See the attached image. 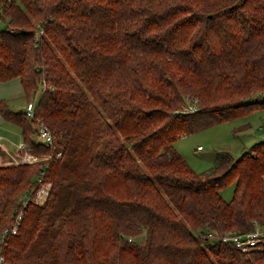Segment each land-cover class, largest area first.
<instances>
[{"label":"trees","instance_id":"16d2710c","mask_svg":"<svg viewBox=\"0 0 264 264\" xmlns=\"http://www.w3.org/2000/svg\"><path fill=\"white\" fill-rule=\"evenodd\" d=\"M0 20V82L39 94L33 118L0 115L62 153L0 166V232L22 211L6 264H264V242L219 239L264 228V140L198 173L173 146L264 108V0H0Z\"/></svg>","mask_w":264,"mask_h":264},{"label":"rangeland","instance_id":"374dc122","mask_svg":"<svg viewBox=\"0 0 264 264\" xmlns=\"http://www.w3.org/2000/svg\"><path fill=\"white\" fill-rule=\"evenodd\" d=\"M38 96L37 93L26 99L19 78L0 82V100L13 111L23 110L28 101H37ZM188 101L192 100L188 99ZM1 118L5 119L0 115V122ZM8 123L9 126L16 127L10 122ZM246 123H248L247 127ZM260 140H264V108H255L240 118L211 125V127L198 130L193 134L182 135L175 140L173 146L190 167L198 173L214 166L218 154L228 152L237 158L243 151L249 150L253 144ZM233 192V185L228 184L221 190V195L228 201ZM143 236L144 234H140L136 242L141 244L145 238Z\"/></svg>","mask_w":264,"mask_h":264},{"label":"built area","instance_id":"2783aa9c","mask_svg":"<svg viewBox=\"0 0 264 264\" xmlns=\"http://www.w3.org/2000/svg\"><path fill=\"white\" fill-rule=\"evenodd\" d=\"M9 1V0H8ZM0 26H1V20H0ZM39 34H43L39 31ZM52 89V86L50 85L47 87V89ZM45 87L41 89L44 90ZM186 104L182 107L181 112H196L198 106L196 103V100L188 101L186 100ZM25 115L28 118H33L35 114V101H28L23 109ZM32 139L34 142L49 146L53 142V136L51 135L50 129L44 124L39 123L36 132L32 135ZM200 148V147H198ZM61 152H50L49 155L45 157H37L36 155H32L30 152L25 151V153L20 157L19 163H33L37 160H43V161H50V159L55 156L59 157L61 156ZM44 174L43 171H40V175L37 177V181L42 182V175ZM50 184L49 183H42L37 188L36 192L34 194H30V191L23 192L22 196V205H26L28 202L32 201L33 203L41 204L47 199V195L49 193ZM22 219V211H19L12 222L7 226V228H4L0 232V264H6V257L3 255L2 247L7 244V240L10 236L17 234L19 229V223ZM210 237H216L215 234L209 233L207 234ZM221 238L222 242L225 243H231L237 250H240L242 253L246 251H251L254 248H257L259 244L264 242V228L255 227L252 230H249L247 232L241 233H235V232H229L226 234H223V236L219 237ZM214 239V238H213Z\"/></svg>","mask_w":264,"mask_h":264},{"label":"crops","instance_id":"0c3cea01","mask_svg":"<svg viewBox=\"0 0 264 264\" xmlns=\"http://www.w3.org/2000/svg\"><path fill=\"white\" fill-rule=\"evenodd\" d=\"M1 101V100H0ZM7 119L0 122V166L19 164L20 157L25 153L20 127L9 126Z\"/></svg>","mask_w":264,"mask_h":264}]
</instances>
